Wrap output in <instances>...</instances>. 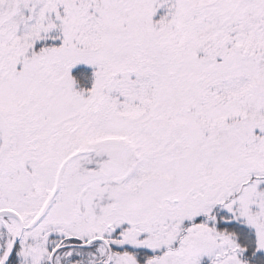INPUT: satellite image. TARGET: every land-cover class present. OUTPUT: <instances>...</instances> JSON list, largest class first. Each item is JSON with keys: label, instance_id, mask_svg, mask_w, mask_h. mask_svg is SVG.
I'll list each match as a JSON object with an SVG mask.
<instances>
[{"label": "snow or ice", "instance_id": "1", "mask_svg": "<svg viewBox=\"0 0 264 264\" xmlns=\"http://www.w3.org/2000/svg\"><path fill=\"white\" fill-rule=\"evenodd\" d=\"M0 264H264V0H0Z\"/></svg>", "mask_w": 264, "mask_h": 264}]
</instances>
